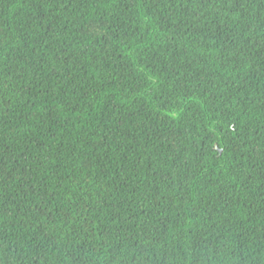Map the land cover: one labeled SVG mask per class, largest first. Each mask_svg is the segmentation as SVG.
Listing matches in <instances>:
<instances>
[{"label":"trees","instance_id":"1","mask_svg":"<svg viewBox=\"0 0 264 264\" xmlns=\"http://www.w3.org/2000/svg\"><path fill=\"white\" fill-rule=\"evenodd\" d=\"M0 264H264V0H0Z\"/></svg>","mask_w":264,"mask_h":264}]
</instances>
